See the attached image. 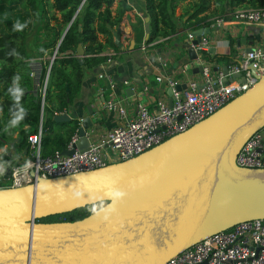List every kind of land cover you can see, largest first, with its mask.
Wrapping results in <instances>:
<instances>
[{
    "label": "water",
    "instance_id": "1",
    "mask_svg": "<svg viewBox=\"0 0 264 264\" xmlns=\"http://www.w3.org/2000/svg\"><path fill=\"white\" fill-rule=\"evenodd\" d=\"M204 29L193 30L190 43ZM148 30L145 17V40ZM112 37L120 46L118 27ZM183 47L189 59L196 57L190 45ZM248 68L256 80L247 88L131 157L0 187V264H162L205 236L264 218V168L235 163L242 144L264 125V73L255 74L253 63ZM221 71L224 83L241 78L227 76L225 65ZM53 120L70 118L62 113ZM91 126L89 115L82 117L75 141L60 152L87 148ZM9 171L6 166L1 176ZM90 204L98 206L78 219L40 220Z\"/></svg>",
    "mask_w": 264,
    "mask_h": 264
},
{
    "label": "trees",
    "instance_id": "2",
    "mask_svg": "<svg viewBox=\"0 0 264 264\" xmlns=\"http://www.w3.org/2000/svg\"><path fill=\"white\" fill-rule=\"evenodd\" d=\"M178 4L180 11L175 15ZM241 7H264V0H143L149 24L146 41L208 26L215 17H227ZM130 12L126 0H0V148L4 143L1 138L9 127L15 128L25 143L26 136L35 131L40 115L36 88L48 59L36 73L30 58L33 52V56H41L44 52L50 55L53 50L42 108L41 155L65 148L77 120L55 122L52 116L67 108L84 72L111 57L103 51L119 50L113 42V28H119V40L128 39L130 28L126 18ZM230 43L234 41L230 39ZM78 44L82 49L79 56L75 54ZM214 56L212 59L206 54L210 61L219 58L226 63L230 61L227 54ZM16 87L22 90L19 100L14 95ZM21 108L22 118L14 124ZM3 156L1 152L0 157ZM6 185L5 180H0V187ZM97 206L85 205L40 220H74Z\"/></svg>",
    "mask_w": 264,
    "mask_h": 264
},
{
    "label": "built area",
    "instance_id": "3",
    "mask_svg": "<svg viewBox=\"0 0 264 264\" xmlns=\"http://www.w3.org/2000/svg\"><path fill=\"white\" fill-rule=\"evenodd\" d=\"M254 25L264 28V7L235 8L227 17H215L210 27L231 24ZM192 30H187L184 40L190 45L196 57L193 60L201 66L202 81L195 82L187 76L188 70L181 69L177 78L160 75L156 80H164L170 88L171 102L157 99L153 107L142 101L135 103L134 112L125 116V111L119 100L109 98L104 107L115 110L121 119L120 123L100 134L95 141H90L83 150L74 149L70 154L54 151L52 154L41 155L42 120L41 112L44 106L45 87L49 65L54 57L55 50L47 57L41 82L36 92L39 97V120L35 131L26 136L27 154L22 160H15L10 165L9 176L4 177L6 186H17L35 182L36 177H50L67 174L80 170H87L131 157L163 139L186 129L194 122L212 113L236 94L247 88L256 80L248 68L254 64L255 74L264 73V41L258 42L251 37L250 50L237 49L234 60L228 61L226 75L239 73L241 78L233 77L223 82L221 68L206 57L209 54L210 37L201 34L196 43H190ZM159 59V58H158ZM106 60H109L107 58ZM161 66L165 67L167 60L161 59ZM215 65L216 76L211 73V66ZM216 80V81H215ZM184 84L183 88L176 89L175 85ZM64 109L56 113L61 114ZM77 126L65 146L70 148L77 137ZM235 163L243 167L264 168V125L254 131L242 144L235 156ZM1 169V167H0ZM162 264H264V218H254L238 222L231 227L205 236L190 246L178 251Z\"/></svg>",
    "mask_w": 264,
    "mask_h": 264
},
{
    "label": "crops",
    "instance_id": "4",
    "mask_svg": "<svg viewBox=\"0 0 264 264\" xmlns=\"http://www.w3.org/2000/svg\"><path fill=\"white\" fill-rule=\"evenodd\" d=\"M126 2L131 8V12L126 18L130 28V36L127 40H120L118 51H103V53L111 54L109 60H105L97 67L84 72L78 91L72 96L63 112L73 120L89 115L92 120V126L89 129L90 141H95L104 131L121 122L115 110H107L104 107L109 98L119 100V104H122L124 108L125 116H128L134 112L137 101H142L149 107H153L157 99L168 102L167 89L169 87L164 80L167 77H179L182 68L188 70L187 76L190 79L198 83L202 81L200 72L191 71L192 67L198 64L193 60V66L190 67L189 60L191 59L187 57L183 47L186 44L184 37L188 29H184L170 38L158 36L146 41L144 18L147 15L143 9V0H126ZM209 24L197 29L208 28V30L204 29L202 34L210 37L207 51L212 59L215 57L214 55L227 54L230 57L229 60H234V53L230 55L231 52L249 47L252 35L253 40L264 41V28L259 27L258 32H255V30L247 27L250 25L240 23L219 26L218 29L210 27ZM124 31L127 32L128 29L126 28ZM230 39L234 43H230ZM33 55H35L34 52ZM33 55L30 58V65L34 67L33 69L37 73L49 55L47 52L41 56ZM165 58L167 64L162 67L160 60ZM216 60L212 62L220 68L226 63L224 58ZM211 73L213 77L216 76L213 69ZM158 75L164 80L157 81L155 78ZM56 114L58 113H54V115ZM42 119L43 116H41ZM1 139L4 143L0 148V153H4V156L0 157V180H3L4 177L1 174L6 166H10L8 160L10 164H13L15 160L24 159L28 149L15 128H7L4 132V138Z\"/></svg>",
    "mask_w": 264,
    "mask_h": 264
},
{
    "label": "clouds",
    "instance_id": "5",
    "mask_svg": "<svg viewBox=\"0 0 264 264\" xmlns=\"http://www.w3.org/2000/svg\"><path fill=\"white\" fill-rule=\"evenodd\" d=\"M18 79V78H17ZM20 94H22V90L19 88V87H16L14 89V95L16 96V99L19 100V96ZM20 112H21V115L20 116H17L15 120H13V123L15 124L19 119L22 118V115L24 113V109H20Z\"/></svg>",
    "mask_w": 264,
    "mask_h": 264
},
{
    "label": "rangeland",
    "instance_id": "6",
    "mask_svg": "<svg viewBox=\"0 0 264 264\" xmlns=\"http://www.w3.org/2000/svg\"><path fill=\"white\" fill-rule=\"evenodd\" d=\"M180 6H181V4H178V5L176 6L175 11H174V14H175V15H177V14L179 13V11H180ZM247 27H249V28L255 30V32H258V30H259V27H258V26L250 25V26H247ZM41 116H42V114H41Z\"/></svg>",
    "mask_w": 264,
    "mask_h": 264
}]
</instances>
